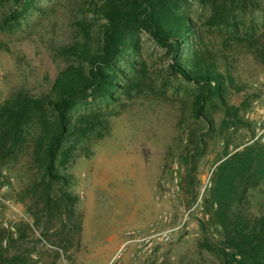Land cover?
<instances>
[{
  "label": "rangeland",
  "instance_id": "obj_1",
  "mask_svg": "<svg viewBox=\"0 0 264 264\" xmlns=\"http://www.w3.org/2000/svg\"><path fill=\"white\" fill-rule=\"evenodd\" d=\"M211 1H164L165 15L190 25L179 51L136 22L103 66L108 92L90 90L72 103L70 128L101 123L64 145L69 155L57 169L66 183L52 182L50 193L76 199L66 222L50 218L42 190L32 188L39 176L32 138L2 162L0 225L21 244L10 254L22 250L27 264L216 262L206 248L220 239L219 225L208 219L213 178L228 155L264 144V0H246L232 12L224 10L229 0L215 12ZM106 2L0 0V104L17 91L56 97L59 73L77 63L59 48L85 37L99 49ZM176 62L217 74L218 90L184 78ZM52 114L46 109L45 119ZM29 132L38 133L37 125ZM247 201L254 213L264 211V174Z\"/></svg>",
  "mask_w": 264,
  "mask_h": 264
},
{
  "label": "trees",
  "instance_id": "obj_2",
  "mask_svg": "<svg viewBox=\"0 0 264 264\" xmlns=\"http://www.w3.org/2000/svg\"><path fill=\"white\" fill-rule=\"evenodd\" d=\"M164 1L171 0H107L101 9L105 23L101 30L99 49L93 50L85 37L83 43L59 48L60 54L73 57L77 63L68 65L59 73L56 79V97L34 98L23 91H17L0 104V170L2 162L32 138L33 157L39 174L32 188L34 191L42 190L41 196L45 198L43 209L48 210L50 218L58 217L65 221L62 216L73 212L76 201L67 191L59 189L60 193L58 191L59 195H55V198L50 193L54 186L51 185L52 182H57L60 186L66 183V176L57 169L59 162L66 161L69 155V149L64 147L65 143L77 130H81L83 135L95 124L101 123L96 118L86 120L83 128H70L69 111L74 100L85 96L90 90L102 89L108 92L112 81L103 66L118 56L124 39L136 22L143 24L158 44L169 47L176 53L184 43L182 32L190 28L188 19L180 17L176 22L171 15H165ZM245 1L229 0L232 7H225L224 10L232 12L234 6L238 8ZM222 5L225 6L226 1L210 2L214 12ZM182 26L183 31L179 30ZM178 64L175 63V69L184 78L197 84L214 82L212 89L218 90L217 74L194 72L181 68ZM46 109L53 112V119L50 121L45 119ZM209 120L211 123V119ZM34 124L37 125L38 133L32 136L29 131ZM263 174L264 144L245 145L221 161L218 174L213 178L209 190L208 219L220 228L218 241H206V248L216 257L213 264H264V211L256 214L247 206V192L260 182ZM7 238L12 243L4 246L3 241ZM17 242L0 225V264H27L22 250L9 253L11 248L21 245ZM55 243L58 247L62 246L61 241Z\"/></svg>",
  "mask_w": 264,
  "mask_h": 264
},
{
  "label": "built area",
  "instance_id": "obj_3",
  "mask_svg": "<svg viewBox=\"0 0 264 264\" xmlns=\"http://www.w3.org/2000/svg\"><path fill=\"white\" fill-rule=\"evenodd\" d=\"M149 252L151 251V250H148Z\"/></svg>",
  "mask_w": 264,
  "mask_h": 264
}]
</instances>
